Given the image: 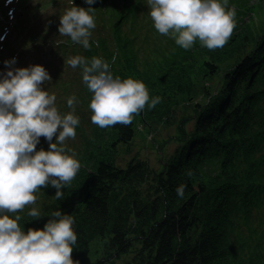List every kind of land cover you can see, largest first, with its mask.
<instances>
[{"label": "trees", "instance_id": "trees-1", "mask_svg": "<svg viewBox=\"0 0 264 264\" xmlns=\"http://www.w3.org/2000/svg\"><path fill=\"white\" fill-rule=\"evenodd\" d=\"M49 2L52 14L41 25L37 6L24 13L31 32L14 42L20 68L43 66L61 103L75 95L83 109L93 94L67 60L84 51L108 62L114 77L142 81L163 109L146 107L130 125L103 128L62 200L49 185L41 205L9 215L22 217L23 230L43 229L56 210L71 215L79 264H89L93 245L91 264H262L264 250L250 237H264V0H229L236 27L215 50L199 41L184 50L159 34L147 0H95L96 36L86 50L58 31L60 16L73 5L87 9L86 0ZM49 40L53 48L45 47ZM164 116L177 119L178 133L162 141L175 146L162 153L160 169L135 155L116 160L118 148L134 139L136 121L148 127ZM31 208L41 217L28 216Z\"/></svg>", "mask_w": 264, "mask_h": 264}, {"label": "clouds", "instance_id": "clouds-1", "mask_svg": "<svg viewBox=\"0 0 264 264\" xmlns=\"http://www.w3.org/2000/svg\"><path fill=\"white\" fill-rule=\"evenodd\" d=\"M87 9L72 6L60 16L61 36L90 49V37L96 28L95 0H86ZM229 0H147L156 31L171 36L184 50L197 41L209 50L223 48L236 27V9ZM115 59V57H113ZM15 63L5 61L6 65ZM73 69H82V80L93 94L89 108L91 122L100 127L130 125L146 107L154 108L160 97L150 98L147 86L133 78L114 77L102 58L90 60L77 55L67 60ZM51 76L41 65L7 71L0 79V264H79L72 258L77 234L74 218L60 210L51 213L41 230L22 229L20 215L37 202L36 193L49 185L63 199V191L77 176L81 164L66 149L65 141L75 139L79 117L75 95L67 99L72 112L62 115L56 107L55 94L42 88ZM57 132H59L58 135ZM50 142V150L36 151L39 138ZM55 136L56 142L52 143ZM189 171L187 175L191 176ZM185 185L176 192L183 198ZM41 217L36 208L27 213Z\"/></svg>", "mask_w": 264, "mask_h": 264}, {"label": "rangeland", "instance_id": "rangeland-1", "mask_svg": "<svg viewBox=\"0 0 264 264\" xmlns=\"http://www.w3.org/2000/svg\"><path fill=\"white\" fill-rule=\"evenodd\" d=\"M35 3V2H34ZM238 15V12H236V16ZM96 36L94 33H92L91 37ZM83 55H86L83 52ZM78 77L81 81L82 80V69L78 73ZM69 76L67 74L63 75L61 77L62 80H67ZM91 102V101H90ZM89 103H87V107L80 109L75 105V112L74 114L79 117L80 123L76 127V137L75 139H68L65 141L66 149H71V152L68 154L71 155L73 152L75 153V158L79 160L81 166L84 164L82 163L83 155L86 151V148L92 144L93 142H96L100 132H102L103 128H100L96 125H94L91 122V109L89 108ZM162 112V107L155 106ZM66 110L73 111L72 108H69L68 105L65 106ZM185 108V107H183ZM145 113V112H144ZM171 117L164 116L161 121H158L156 123H150V126L152 129L148 127H144L137 122V127H135V136L134 139L130 144H128V148L125 146H120L115 154V158L118 162H121L122 164L129 159L131 156L135 155L136 158H145L148 161V165H151L153 167L152 169H160V163H159V149L161 148V141H164L170 135L177 134L178 133V122L177 119H175L174 123H171L169 120ZM93 125V126H92ZM144 128L147 130H144ZM59 132H57L56 135H58ZM151 135H153V138L151 139ZM177 138V137H176ZM169 140V139H168ZM174 140V138H172ZM56 142L55 136L53 137L52 143ZM152 142V143H151ZM174 143L170 142L167 143L166 147L164 148L165 153L170 152L174 148ZM160 147V148H159ZM36 151L44 150L48 151L50 150V142L43 136L39 138V143L36 145ZM48 188V187H47ZM45 188H41L36 193L37 196V202L36 204L32 206H39L41 205L42 198L45 194L43 191ZM254 213H256V209L253 207L251 209ZM28 230H24L25 233H27ZM251 239H255L254 237H250ZM263 242L264 247V237H260ZM260 246L259 237H257L256 240ZM96 250L95 246L93 245L91 248V252L89 256L87 257V261L89 264H91L94 256H95ZM264 264V259L262 260ZM241 264H245V258H243Z\"/></svg>", "mask_w": 264, "mask_h": 264}, {"label": "bare ground", "instance_id": "bare-ground-1", "mask_svg": "<svg viewBox=\"0 0 264 264\" xmlns=\"http://www.w3.org/2000/svg\"><path fill=\"white\" fill-rule=\"evenodd\" d=\"M9 2H11L10 0H9ZM152 143V142H151ZM175 146V145H174ZM164 148V147H163Z\"/></svg>", "mask_w": 264, "mask_h": 264}]
</instances>
